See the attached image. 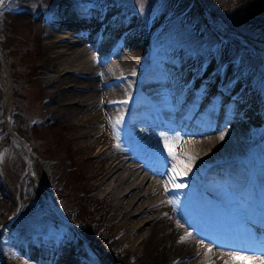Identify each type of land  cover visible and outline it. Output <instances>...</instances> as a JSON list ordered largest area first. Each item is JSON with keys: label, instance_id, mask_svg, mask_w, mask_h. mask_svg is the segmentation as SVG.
<instances>
[{"label": "bare ground", "instance_id": "6f19581e", "mask_svg": "<svg viewBox=\"0 0 264 264\" xmlns=\"http://www.w3.org/2000/svg\"><path fill=\"white\" fill-rule=\"evenodd\" d=\"M129 24L128 15L107 10L59 14L46 24L44 45L46 70L53 75L43 80L63 88L48 91L47 108L53 114L68 118L69 109L82 108V100L105 91L126 105L117 117L130 120L138 134L122 148H103L97 143L100 118L75 126L76 138L87 139L104 156L102 200L113 211L116 231L109 250L115 264H239L233 260L237 252L258 260L264 255L258 246H264V228L248 231L243 221L245 199L249 208L256 204L264 215V156L259 150L251 152L242 171L237 165L248 145L228 129L256 125L260 116L252 100L232 86L213 88L212 75L201 78L203 64L191 58L161 61L155 68L139 66L144 65L143 55L139 65L128 61L140 45L131 38ZM77 29L81 39L70 32ZM209 113L227 130L193 123V131H185L190 121L197 123ZM164 137L169 142L180 138L177 154L195 158L191 170L198 162L197 151H202L203 166H211L206 174L190 171L185 179L170 183V158L154 156ZM232 174L241 178L230 181ZM202 184L209 188L201 189ZM15 252L29 264H81L64 244L43 239H30Z\"/></svg>", "mask_w": 264, "mask_h": 264}, {"label": "rangeland", "instance_id": "374dc122", "mask_svg": "<svg viewBox=\"0 0 264 264\" xmlns=\"http://www.w3.org/2000/svg\"><path fill=\"white\" fill-rule=\"evenodd\" d=\"M4 1L0 0V264H29L27 258L18 257L15 249L30 239L64 244L81 264L116 261L109 250L116 231L113 211L102 200L104 156L97 147H90L87 139L76 138L75 126L84 119L100 118L97 143L101 142L103 148H122L138 134L132 132L134 124L130 120L120 121L117 117L126 105L117 104L115 97L105 91V96L102 91L92 100H82V108L69 109L68 118L47 108L51 96L48 91L63 89L50 87L43 80L53 75L46 70V24L59 14L87 15L107 10L128 15L131 38H137L140 45L127 60L139 65L143 55L144 65L140 67L155 68L161 61L172 62L178 57L200 61L201 78L212 75L209 80L213 81V88L232 86L239 95L252 100L260 116L256 125L243 131L234 125L228 128L248 145L237 167L245 170L255 150L264 156V19L260 11L264 0H235V5L243 7L241 15L228 13L227 20L238 26L241 33L227 30L202 0H78L79 4L47 0L48 11H42L34 2L2 9ZM208 1L211 7L225 2ZM80 31L70 32L81 39ZM32 41L37 43L36 48L29 52L26 48ZM249 41L259 47L249 45ZM22 45L26 51L21 49ZM20 81L26 85L22 93L15 87ZM18 97L26 101L27 113L16 111L14 99ZM37 121L38 125L33 126ZM214 122L211 127H218L221 132L227 130L223 121ZM227 137L224 139L228 140ZM161 144L154 156L169 158L164 142ZM173 150L177 152L178 145ZM197 153L198 162L190 173L205 175L211 166L205 168L203 152ZM65 159L77 167L75 173H66ZM50 171L53 178L48 175ZM61 184L72 185L77 192L67 199L55 187ZM204 188L209 187L202 184L201 189Z\"/></svg>", "mask_w": 264, "mask_h": 264}, {"label": "trees", "instance_id": "16d2710c", "mask_svg": "<svg viewBox=\"0 0 264 264\" xmlns=\"http://www.w3.org/2000/svg\"><path fill=\"white\" fill-rule=\"evenodd\" d=\"M64 1H67L68 3H78V0H64ZM4 2L5 3L3 5L2 9L8 5H11V4L14 6H18V3H20V2H27L29 4H30V2H34V3H36V5L38 7H40V9L42 11H48L50 9L47 0H7V1L5 0ZM202 2L204 4V6L208 9V11L210 12L211 15H213L218 21H220L221 23H224L226 25L225 28L227 30H229L230 32H235V33H241L242 32V30L238 26L231 24L227 20L228 19L227 18L228 13H235L236 15H241L240 11L243 9V7H239L237 4L235 5L234 4L235 0H225L224 3H217L214 6L212 5V7H211V4L209 3L208 0H202ZM260 11L262 13V18L264 19V7L260 8ZM255 18H257V17H255ZM24 43H26V41ZM36 44L37 43L35 41H32L31 44L29 43L27 48H26V46L22 45L21 49H23L24 51L29 49V52H32L31 49L36 48ZM243 47L245 49H247V47H245V46H243ZM25 48H26V50H25ZM5 58H6V55H5ZM27 67H30V65ZM15 87L19 88L20 93H22V90H23V92L25 91L26 85L23 81H20V82H16ZM14 103L16 106V108H15L16 111L17 110H20V111L25 110L24 113H27L26 112V110H27L26 101L19 99V97H18V98L14 99ZM39 121H44V120L42 118H39ZM37 123H38V121L35 122L33 124V126L34 125L37 126L38 125ZM59 163H62L63 166L65 165L63 161H61ZM65 163H67L66 173L72 174V173H75L77 171V167H75V165L73 164V162L70 159H65ZM43 164H44V166H46V162H44ZM48 175L50 178H53V176H54L51 173V171L48 172ZM48 181L50 182V179ZM57 182H58V179H55L54 183H57ZM51 183H52V185H54V183L52 181H51ZM52 187H54V186H52ZM55 187L57 189H59L63 193V196L67 199L70 197L71 193H74L77 190V189L72 188V185L67 186L66 184H64V185L61 184V185L55 186ZM80 187L81 186H78V188H80ZM45 192L49 195L51 194V191H49V190H47Z\"/></svg>", "mask_w": 264, "mask_h": 264}, {"label": "snow or ice", "instance_id": "6c2138e0", "mask_svg": "<svg viewBox=\"0 0 264 264\" xmlns=\"http://www.w3.org/2000/svg\"><path fill=\"white\" fill-rule=\"evenodd\" d=\"M124 103H127L125 101ZM224 137L221 136L220 139ZM164 149L167 151V156L170 158L171 161V171L172 176L169 180L170 183H175L177 178L185 179L188 172L191 171L192 163L194 162V157H181L174 151L175 143L180 139L179 137L171 138V143L169 142L168 137H164ZM119 147V145H117ZM177 187H186V185H176ZM191 234H189L190 236ZM183 240V238H181ZM211 251V249H209ZM233 260L239 262V264H264V255L257 260L248 255H245L241 252H237L233 256Z\"/></svg>", "mask_w": 264, "mask_h": 264}]
</instances>
